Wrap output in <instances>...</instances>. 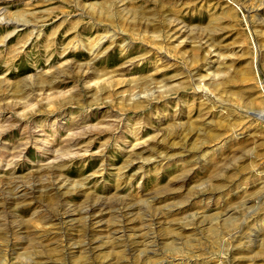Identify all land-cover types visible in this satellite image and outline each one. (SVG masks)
<instances>
[{"label": "rangeland", "instance_id": "1", "mask_svg": "<svg viewBox=\"0 0 264 264\" xmlns=\"http://www.w3.org/2000/svg\"><path fill=\"white\" fill-rule=\"evenodd\" d=\"M0 264H264V0H0Z\"/></svg>", "mask_w": 264, "mask_h": 264}]
</instances>
